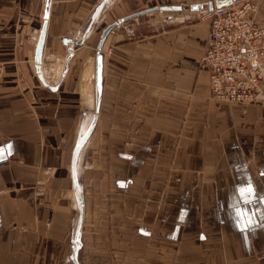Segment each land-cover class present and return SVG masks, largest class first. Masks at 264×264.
Masks as SVG:
<instances>
[{
    "label": "crops",
    "instance_id": "1",
    "mask_svg": "<svg viewBox=\"0 0 264 264\" xmlns=\"http://www.w3.org/2000/svg\"><path fill=\"white\" fill-rule=\"evenodd\" d=\"M210 6L0 0V264H264V105L211 98Z\"/></svg>",
    "mask_w": 264,
    "mask_h": 264
},
{
    "label": "built area",
    "instance_id": "2",
    "mask_svg": "<svg viewBox=\"0 0 264 264\" xmlns=\"http://www.w3.org/2000/svg\"><path fill=\"white\" fill-rule=\"evenodd\" d=\"M216 1L226 4L205 9L197 17L209 25L198 69L208 71L215 101L242 107L264 105V26L253 18L256 4ZM3 74L0 63V78Z\"/></svg>",
    "mask_w": 264,
    "mask_h": 264
},
{
    "label": "rangeland",
    "instance_id": "3",
    "mask_svg": "<svg viewBox=\"0 0 264 264\" xmlns=\"http://www.w3.org/2000/svg\"><path fill=\"white\" fill-rule=\"evenodd\" d=\"M256 1H257V0H250V2L256 4V11L253 13V18H254V20H255L256 22H259V23H261V24L264 26V24L262 23L261 19L259 18V14H258V12H259V4H258ZM138 21H139V19H138L137 21H135V22H138ZM197 22H200V21H198V19H197ZM211 98L213 99L212 96H211ZM213 100H214V99H213ZM250 106H251V105H250ZM246 107H247V106H246ZM244 108H245V107H244ZM185 125H186V118L183 119V122H182V129L184 128ZM180 132H181V131H180ZM180 132L177 134V138H178V140H180V138H181ZM178 142H179V141H178ZM178 144L181 146V142L178 143ZM174 168H175L174 166H171V167H170V171L173 170ZM171 178H172V177H171ZM174 183H175V184H174ZM173 185H174V186H173ZM141 186H142V185H141ZM153 186L156 187V184H153ZM161 186H162V191H166V192L168 191L167 193H169V191H171V190H174V191H175L176 189H180V188H181V190H185V189L188 188L189 184H185V183H182V184H181L180 181H174V180H171L170 177H169V174H167L166 177L164 178V180H163ZM170 189H171V190H170ZM174 191H173V192H174ZM180 195H183V193L180 192ZM155 197H157V196L155 195ZM182 197H183V196H182ZM161 201H162V199L159 200V202H161ZM156 202H157V201H156ZM182 210H183L184 213H185L186 208L183 207ZM183 211H181L180 214L178 215V217H180V219L182 220V223H184V221L186 220V216L183 214ZM205 229H206V221H205V216H204V214H202V215L199 216V225H198L199 238H198V242H199V241H200V242L203 241V243L205 242V237L203 236V234H205ZM200 242H199V245H198V246H199V250L201 249V246H202V244H201ZM183 247L188 248L189 246H188V244H186L185 242H183ZM199 258H200V252H199ZM188 259H189L188 252L186 253L185 248H183V252H182V264H189ZM199 264H204V263L199 262ZM231 264H233V263H231Z\"/></svg>",
    "mask_w": 264,
    "mask_h": 264
},
{
    "label": "water",
    "instance_id": "4",
    "mask_svg": "<svg viewBox=\"0 0 264 264\" xmlns=\"http://www.w3.org/2000/svg\"><path fill=\"white\" fill-rule=\"evenodd\" d=\"M226 4V1H218V6H222ZM212 8V6H210L209 10ZM156 10L155 8H150V9H147V10H144V11H141V12H137V13H134L132 14L131 16L129 17H125V18H121L119 20H117L116 22H113L111 24H109L108 26H106V28H104L101 32V35H100V39H99V42H98V45H97V49L100 50L102 45H103V42H104V39L106 38V36L109 34V32L115 28L119 23H121L122 21L126 20V19H130V18H134V17H137V16H140V15H143L145 13H149L151 11H154ZM75 248L73 250V253H72V256H73V259L75 260V254H76V250L79 246V242L76 241L75 242Z\"/></svg>",
    "mask_w": 264,
    "mask_h": 264
},
{
    "label": "bare ground",
    "instance_id": "5",
    "mask_svg": "<svg viewBox=\"0 0 264 264\" xmlns=\"http://www.w3.org/2000/svg\"><path fill=\"white\" fill-rule=\"evenodd\" d=\"M101 52V51H100ZM91 80V79H90ZM86 86H87V83H86ZM84 93V92H83ZM87 98V97H86Z\"/></svg>",
    "mask_w": 264,
    "mask_h": 264
}]
</instances>
